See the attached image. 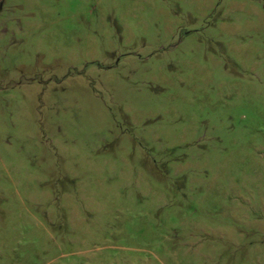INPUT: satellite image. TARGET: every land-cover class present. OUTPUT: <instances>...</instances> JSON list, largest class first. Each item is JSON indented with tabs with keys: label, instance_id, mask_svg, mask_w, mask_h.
<instances>
[{
	"label": "rangeland",
	"instance_id": "1",
	"mask_svg": "<svg viewBox=\"0 0 264 264\" xmlns=\"http://www.w3.org/2000/svg\"><path fill=\"white\" fill-rule=\"evenodd\" d=\"M0 264H264V0H0Z\"/></svg>",
	"mask_w": 264,
	"mask_h": 264
}]
</instances>
